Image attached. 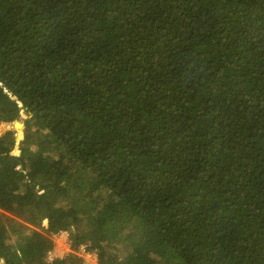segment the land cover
Returning a JSON list of instances; mask_svg holds the SVG:
<instances>
[{"label":"trees","instance_id":"obj_1","mask_svg":"<svg viewBox=\"0 0 264 264\" xmlns=\"http://www.w3.org/2000/svg\"><path fill=\"white\" fill-rule=\"evenodd\" d=\"M21 112L1 264H85L45 262L58 231L97 264H264V0H0Z\"/></svg>","mask_w":264,"mask_h":264},{"label":"rangeland","instance_id":"obj_2","mask_svg":"<svg viewBox=\"0 0 264 264\" xmlns=\"http://www.w3.org/2000/svg\"><path fill=\"white\" fill-rule=\"evenodd\" d=\"M23 129H24V113L23 112H21V116L18 120L11 122L9 124H1L0 125V136L7 131L13 133V138L15 140L14 150L12 151L13 156H17L19 154V149H20V146H21V143L23 140ZM46 229H47L46 222H43V224L41 225V227L38 230L41 231L42 233H46ZM51 239H53V241L55 240L53 242L54 245H55V243H58L60 245L62 244L61 241L54 239L53 236H51ZM64 239H65L63 241L64 253L59 254L60 258H58V259L64 258L69 253H74L77 257L83 259L85 264H97V257H96V254L94 252H89V251L85 250V253L83 255V253L80 251V248L82 246L85 248V245H81L77 251H74V250H72L71 243H70L68 236H67V238H64ZM54 245H53V247H54ZM59 252H62L61 248L59 249ZM85 254H88V256ZM0 264H1V262H0Z\"/></svg>","mask_w":264,"mask_h":264},{"label":"built area","instance_id":"obj_3","mask_svg":"<svg viewBox=\"0 0 264 264\" xmlns=\"http://www.w3.org/2000/svg\"><path fill=\"white\" fill-rule=\"evenodd\" d=\"M67 236H68V235H67V232H65V231H59V232H57V233H55V234L53 235L54 239L61 241L62 244L60 245V244H58V243H55V245H54V247L52 248V250L49 251V252L47 253L46 257H45V261H46V263H51V262H53L54 260L60 258V257H59V254L64 253V249H63V241L65 240L64 238H67ZM54 241H55V240H54ZM54 241H53V242H54ZM60 248H61V251H62V252H59V249H60ZM80 251H81V252L83 253V255H84V253H85V248L82 246V247L80 248ZM85 255L88 256V254H85Z\"/></svg>","mask_w":264,"mask_h":264},{"label":"clouds","instance_id":"obj_4","mask_svg":"<svg viewBox=\"0 0 264 264\" xmlns=\"http://www.w3.org/2000/svg\"><path fill=\"white\" fill-rule=\"evenodd\" d=\"M59 232V231H58ZM53 236V235H52ZM52 241H53V239H52Z\"/></svg>","mask_w":264,"mask_h":264}]
</instances>
